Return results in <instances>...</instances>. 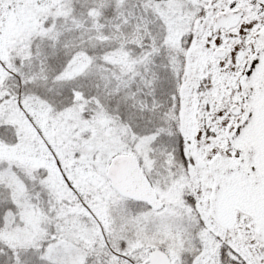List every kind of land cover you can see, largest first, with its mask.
<instances>
[{
  "label": "snow or ice",
  "instance_id": "snow-or-ice-1",
  "mask_svg": "<svg viewBox=\"0 0 264 264\" xmlns=\"http://www.w3.org/2000/svg\"><path fill=\"white\" fill-rule=\"evenodd\" d=\"M0 264H264V0H0Z\"/></svg>",
  "mask_w": 264,
  "mask_h": 264
}]
</instances>
